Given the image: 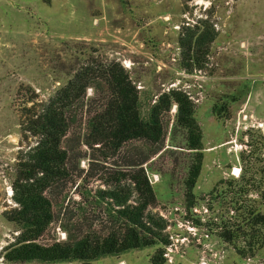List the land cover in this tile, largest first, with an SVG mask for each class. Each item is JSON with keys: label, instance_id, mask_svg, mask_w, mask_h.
Segmentation results:
<instances>
[{"label": "rangeland", "instance_id": "1", "mask_svg": "<svg viewBox=\"0 0 264 264\" xmlns=\"http://www.w3.org/2000/svg\"><path fill=\"white\" fill-rule=\"evenodd\" d=\"M204 20L217 35L204 67L188 71L179 38ZM113 62L137 88L141 116L172 88L193 102L203 147L194 205L186 206L184 186L191 150L172 103L161 149L143 164L156 195L148 211L165 219L166 246L90 262L7 261L5 246L20 228L3 212L16 206V162L37 140L28 118L82 65L99 70ZM97 85L70 113L61 141L66 172L45 190L53 218L40 243L105 235L109 199L98 191L130 187V163L151 148L89 137L87 120L109 95L105 82ZM250 208L264 214V0H0V264H153L152 257L160 264H264V243L245 256L236 250L248 233L264 235V226L244 224ZM224 230L237 236L234 243L220 236Z\"/></svg>", "mask_w": 264, "mask_h": 264}, {"label": "trees", "instance_id": "2", "mask_svg": "<svg viewBox=\"0 0 264 264\" xmlns=\"http://www.w3.org/2000/svg\"><path fill=\"white\" fill-rule=\"evenodd\" d=\"M187 29L179 38V44L183 48L180 66L188 71L201 69L206 63L205 56L217 31L206 20L202 21L201 27L196 31ZM99 81L107 84L109 95L104 105L87 120L89 137H93L96 143L108 140L114 147H120L131 140L144 141L151 148L148 154L130 163L134 169L129 177L130 187L118 185L109 190L98 191L99 196L109 199V217L105 221L110 226L105 235L84 234L76 238L68 237L64 241L40 243L39 237L53 218L51 203L45 190L52 180L61 178L66 172V151L62 148L61 141L72 120L70 113L85 98L86 88L91 86L97 89ZM137 103L138 90L119 63H110L99 70L82 65L38 111L30 115L26 128L37 140L16 162V174L12 183V199L16 206L4 211L3 215L8 221L16 223L20 231L5 246L4 259L9 262H90L133 249L166 246L169 243L163 232L165 219L148 211V207L155 204L156 195L143 164L161 149L165 138L163 115L175 103V126L186 130L185 147L191 150V163L184 186L186 206H193V190L202 168V133L195 117L194 104L181 89L172 88L161 93L144 117L140 115ZM132 193L136 197L133 202H129ZM247 216L244 222L247 226H264L263 213L250 208ZM248 235V238L243 239L245 244L242 247L235 245L242 256L252 254L264 243L263 234ZM220 236L231 243L237 239L229 230L222 231ZM158 250L161 254V247ZM151 261L153 264H160L154 257Z\"/></svg>", "mask_w": 264, "mask_h": 264}, {"label": "bare ground", "instance_id": "3", "mask_svg": "<svg viewBox=\"0 0 264 264\" xmlns=\"http://www.w3.org/2000/svg\"><path fill=\"white\" fill-rule=\"evenodd\" d=\"M238 173H239V169L237 167H235L233 174L238 175Z\"/></svg>", "mask_w": 264, "mask_h": 264}]
</instances>
